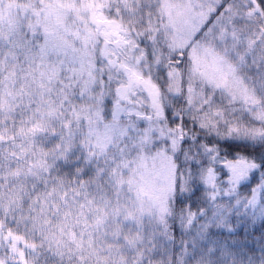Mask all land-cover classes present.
<instances>
[{"label": "rangeland", "instance_id": "rangeland-1", "mask_svg": "<svg viewBox=\"0 0 264 264\" xmlns=\"http://www.w3.org/2000/svg\"><path fill=\"white\" fill-rule=\"evenodd\" d=\"M129 1L140 0L0 3V264H119L113 247L121 227L116 214L123 213V220L133 212L152 214L169 192L173 164L163 144L136 152L127 142L121 144L119 136L105 137L87 96L82 101L73 95L98 79L102 61H107L105 68L118 63L125 79L117 95L126 99L127 85H140L137 90L145 97L132 103L144 104L140 116L147 111L152 123L132 120L139 132L153 129L150 142L159 140L158 130H169L156 122L157 115L162 119L161 92L142 72L132 44L149 39L158 60L167 65L166 95L179 94L187 108L201 110L196 119L203 127L230 132L236 129L232 117H264L256 84L244 81L213 42L214 23L208 36L201 35L206 29L204 0H151L155 12L141 17ZM110 12L115 22L108 19ZM176 49H186L179 69L169 60ZM65 100L71 103L62 104ZM261 127L256 123L250 131L264 134ZM71 132L76 138L66 139ZM44 134H58L61 149L47 145ZM90 135L95 154L88 147ZM131 135L140 147L145 138ZM71 150L81 155V167L75 170L79 182L55 175ZM113 154L119 159L113 161ZM126 194L132 197V209L126 207ZM124 243L121 238L119 244ZM131 256L129 252V264Z\"/></svg>", "mask_w": 264, "mask_h": 264}, {"label": "snow or ice", "instance_id": "snow-or-ice-1", "mask_svg": "<svg viewBox=\"0 0 264 264\" xmlns=\"http://www.w3.org/2000/svg\"><path fill=\"white\" fill-rule=\"evenodd\" d=\"M259 2L264 4V0ZM220 7L223 5L218 6L217 11ZM185 51L176 49L170 54L173 67L180 68ZM106 63L102 61L96 68L99 77L91 81L86 91L73 95H79L82 101L87 96L90 111L95 113L94 122L103 126L105 137L119 136L121 144L127 142L126 146L136 152H150L163 144V151L171 157L173 164L170 190L157 211L152 214L133 212L127 220L121 219L123 213L116 214V222L121 227L113 247L120 256L119 264H129V252L132 253L130 264H264V136L260 138L261 144L252 146L248 156L237 154L229 161L221 154L220 145L225 143L229 149L239 146L228 143L233 139L230 132L214 140L201 141L198 134L190 135L185 129L189 123L187 101L179 111L161 101L162 119L157 115L156 122H168L169 130L165 132L160 128V139L150 142L153 129L149 127L139 132L132 120V117H139L147 119L150 125L152 123V116L147 111L140 116L144 104L132 103L137 96L143 99L145 93L137 90L139 84L130 82L127 98L117 95L116 89L125 77L118 63L105 68ZM167 77L168 69H164V78ZM109 97L113 98L114 107L111 123H106L105 106ZM63 103H71V100ZM71 125L72 121H69L70 128ZM89 132L95 134L91 128ZM132 133L145 138L140 147L133 142L136 137ZM76 135L71 132L66 139L74 140ZM88 147L95 154L91 135ZM103 154L108 164L107 152ZM117 159L119 157L113 154L112 160ZM44 183L47 186L48 181ZM122 191L123 185L116 193L118 201ZM127 200L126 207L134 208L130 195ZM121 238L125 239L122 245L119 244ZM257 251L260 253L258 258Z\"/></svg>", "mask_w": 264, "mask_h": 264}, {"label": "trees", "instance_id": "trees-1", "mask_svg": "<svg viewBox=\"0 0 264 264\" xmlns=\"http://www.w3.org/2000/svg\"><path fill=\"white\" fill-rule=\"evenodd\" d=\"M204 25L206 28L201 35L208 36L207 32L211 24L213 26V42L226 53L231 64L239 70L244 81L256 84L255 90L260 93L262 98V107L264 111V4L259 0H204ZM223 5L217 11L218 6ZM129 7L133 10L134 15L149 14L155 12V6L151 0L129 1ZM108 19L115 22L117 17L114 13H108ZM101 27V26H99ZM131 33V30H129ZM149 39L147 41L141 39L139 42L132 44L133 51L136 52V57L139 59V66L142 72L148 79H151L161 92V101L165 106H171L179 111L182 106L180 95H166L163 88L166 87L167 78H164V69H167L165 61L158 60V55L152 50ZM144 50V51H142ZM147 53V58H145ZM143 61V63H141ZM159 68V70H157ZM114 105L112 97L108 98L105 106V113L108 119H111V108ZM153 109V108H151ZM155 110V109H153ZM189 123L185 125L186 131L190 135H199L200 140L216 139L217 136H225L229 132L226 128L221 130H212L208 127L200 125L196 116L201 113V110L186 108ZM232 121L236 124V129L231 130L230 133L233 139L228 143L234 146L231 149L225 143L220 145V152L227 157L229 161L233 156L239 154L240 156H248L252 151L254 144H261V135H253L250 129L256 126V123L264 129V117L261 120H256L249 117L247 114L239 117H232ZM169 128V123L165 122ZM241 124V127L240 125ZM198 125V126H194ZM176 126V125H175ZM173 127V125H172ZM46 138L47 145L56 143V149H61L59 144L58 134H44L43 140ZM66 158L63 157V163L58 164V169L55 175L64 179L65 181L77 180L79 182L80 176L76 173L77 168H80L82 159L77 150L67 152ZM62 162V161H61ZM76 170V171H75ZM243 199V197H242ZM255 236V234H254ZM253 246L255 243L253 241ZM251 255V253H249ZM260 253L257 251L256 256Z\"/></svg>", "mask_w": 264, "mask_h": 264}]
</instances>
